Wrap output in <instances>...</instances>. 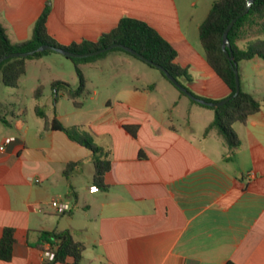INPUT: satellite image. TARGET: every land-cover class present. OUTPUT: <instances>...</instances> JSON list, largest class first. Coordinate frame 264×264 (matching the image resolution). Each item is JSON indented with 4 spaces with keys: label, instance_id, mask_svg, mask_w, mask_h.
Here are the masks:
<instances>
[{
    "label": "crops",
    "instance_id": "crops-1",
    "mask_svg": "<svg viewBox=\"0 0 264 264\" xmlns=\"http://www.w3.org/2000/svg\"><path fill=\"white\" fill-rule=\"evenodd\" d=\"M214 1L0 0V23L12 42L26 40L48 4V32L69 45L97 40L122 17L142 20L176 49L175 62L187 68L190 80L182 82L190 91L222 100L230 89L207 63L199 38ZM112 52L124 62L135 60ZM44 60L28 59L26 73L31 62L45 66ZM237 67L240 86L262 106L233 124L240 145L231 151L216 128L204 133L214 110L179 91L169 110L159 107L157 89L171 88L162 74L140 86L126 79L81 122L64 120L51 88L54 78L49 92L38 83L44 87L40 98L33 96L38 84L32 88V109L0 100L12 104L8 124L0 120V235L12 227L15 237L12 259L0 264H41L49 247L41 231L65 229L85 245L81 264H264V59L241 60ZM36 105L66 126H89L110 150L107 188L93 183L90 150L63 131L45 128ZM172 109L178 123L169 115ZM124 125L137 126L135 136ZM72 161L79 164L65 177L63 169ZM54 199L68 211L58 213ZM54 264H71V258Z\"/></svg>",
    "mask_w": 264,
    "mask_h": 264
},
{
    "label": "trees",
    "instance_id": "trees-1",
    "mask_svg": "<svg viewBox=\"0 0 264 264\" xmlns=\"http://www.w3.org/2000/svg\"><path fill=\"white\" fill-rule=\"evenodd\" d=\"M246 7L247 0H216L213 2L206 18L199 27V38L205 59L230 89L227 97L235 93L236 87L233 66L222 49V36L224 29L230 21L238 16ZM49 12L50 6L46 4L33 24L31 36L19 42H12L8 38L5 28L0 23V57L12 52L32 51L43 44L63 48L74 53H86L107 47L113 43H118L135 50L152 61L153 64L160 65L190 91L182 82L183 78L187 81L190 80L187 68L175 62L177 56L176 49L148 23L125 16L120 18L116 26L110 31L102 33L95 41H74L69 45H64L59 43L47 30L46 22ZM228 39L230 42V50L233 52L234 59L237 63L255 56L264 59V0H253L248 12L239 17L230 28ZM239 41H245V45L243 47L239 46ZM110 51H122L141 59L120 47H114L106 52L93 56L68 58H71L77 64L78 62H88L104 57ZM51 52L57 51L43 50L25 57H12L1 61L0 74L2 83L5 86L17 87L19 79L26 73V61L28 59L42 57ZM147 64L155 67V65L148 62ZM159 71L162 76L170 81L161 69ZM76 72L80 81L78 87L72 88L69 83L56 79L51 82V88L55 94V99H57L60 92H63L72 100L75 107H81L83 102L79 101L78 97L85 91V79L77 67ZM170 83L172 82L170 81ZM43 90V85L38 84L33 91L34 98H40ZM178 91L182 95L187 96L180 89ZM194 95L199 97L196 94ZM188 98L191 102L198 103L190 97ZM204 99L212 102L220 101L211 98ZM203 106L214 110V118L206 127L204 133L206 134L211 128H216L223 137L226 146L231 151L240 145V138L235 132L233 124L236 122L244 123L250 115L261 109L262 103L253 94L243 90L240 86L238 94L230 98L223 105L217 107ZM11 110L12 104L0 102V120L3 123L8 124L5 116L9 112H12ZM35 112L43 119L45 128L63 131L69 139L90 150L94 166L93 183L100 189L107 188L104 182V176L111 167L110 150L98 143L97 135L90 127L82 124L66 126L55 116L49 118L46 112L38 105L35 106ZM124 128L135 136L137 126L124 125ZM78 164V161L67 163L63 169L65 177H69ZM41 241L49 244L48 250L52 253L51 257H44L41 264L63 263L69 258H71V264H81L85 245L82 241L76 240L70 230L41 231ZM14 244V229L12 227H4L0 235V260L10 261L12 259ZM226 264L235 263L228 261Z\"/></svg>",
    "mask_w": 264,
    "mask_h": 264
},
{
    "label": "rangeland",
    "instance_id": "rangeland-1",
    "mask_svg": "<svg viewBox=\"0 0 264 264\" xmlns=\"http://www.w3.org/2000/svg\"><path fill=\"white\" fill-rule=\"evenodd\" d=\"M48 55H52V58ZM42 57L45 59V66L43 64H36V62H31L27 73L21 77V80L18 82L19 86L15 88L5 86L2 83L0 74L1 101L17 104L14 106L16 108L27 106L32 109V88L38 83L45 84L48 92L50 91L49 84L53 78L62 79L74 88L79 86V76L76 72L75 63L71 58H66L65 55L59 52H51ZM105 57V59L102 57L98 58L96 61L93 60V62H78L76 64L78 70H80L86 80V89L84 93L78 97V100L82 101L84 105L82 108L75 107L72 100L65 96L61 98L63 92H60L58 99L61 100L60 112L65 114L64 120H68L69 122L87 121L90 116V110L93 108H102V103L105 102L107 96H114L119 86L122 85V82L126 79L131 78L135 86H140L141 84L152 83L161 74L158 68L150 66L146 61L136 57L132 62H124L112 51L108 52ZM54 58L58 60H50ZM60 61H64V67H60ZM46 67L50 68L49 72ZM36 78H40V81ZM168 83L167 85L171 87L170 91H164L163 88L159 87L157 89V95L160 96L161 100L159 107L168 108L169 110V108L172 107L174 93H177L178 90L170 82ZM94 91L96 92L95 95L93 94ZM92 96H94L96 100H93L91 98ZM46 110L48 112L50 110L49 107ZM176 114V110H170L169 115L172 117L174 123H178L177 119H174L176 118Z\"/></svg>",
    "mask_w": 264,
    "mask_h": 264
},
{
    "label": "water",
    "instance_id": "water-1",
    "mask_svg": "<svg viewBox=\"0 0 264 264\" xmlns=\"http://www.w3.org/2000/svg\"><path fill=\"white\" fill-rule=\"evenodd\" d=\"M253 0H247V7L236 17H234L230 23L226 26V28L224 29L223 32V36H222V49L223 52L225 54V56L227 57V59L231 62L233 69H234V75H235V93L232 96L226 97L220 101L217 102H212V101H208L204 98L201 97H197L195 96L191 91H189L185 86H183L174 76H172L170 73H168L163 67H161L160 65L157 64H153L152 61L148 60L147 58H145L143 55H141L140 53L136 52L135 50L129 48L128 46H125L123 44H118V43H113L107 47H103L101 49L98 50H94L91 52H86V53H74L71 52L69 50L63 49V48H57L54 47L52 45L49 44H43L40 45L39 47H37L35 50L32 51H27V52H12L9 53L7 55H4L2 57H0V62L7 59V58H12V57H25L28 55H32L34 52H38V51H43V50H54L57 51L67 57H78V58H82V57H88V56H93V55H97L99 53H103L106 52L114 47H120L123 48L129 52H131L132 54L140 57L141 59H143L144 61L155 65V67L161 69L165 75L170 79V81L181 91H183L188 97H190L191 99H193L194 101L203 104V105H207V106H213V107H217V106H221L223 105L225 102H227L230 98L235 97L239 90H240V77H239V72H238V63L235 61L234 59V54L233 52L230 50V42L228 39V32L230 30V28L233 26V24L236 22V20L243 16L244 14H246L250 8V6L252 5Z\"/></svg>",
    "mask_w": 264,
    "mask_h": 264
},
{
    "label": "built area",
    "instance_id": "built-area-1",
    "mask_svg": "<svg viewBox=\"0 0 264 264\" xmlns=\"http://www.w3.org/2000/svg\"><path fill=\"white\" fill-rule=\"evenodd\" d=\"M4 147L2 145H0V150H3ZM52 206L56 208L57 212L60 213V214H63V213H66L69 209L68 205L63 203V202H60L58 200H52L51 202ZM43 256L44 257H51L52 256V253L46 249L43 251Z\"/></svg>",
    "mask_w": 264,
    "mask_h": 264
}]
</instances>
